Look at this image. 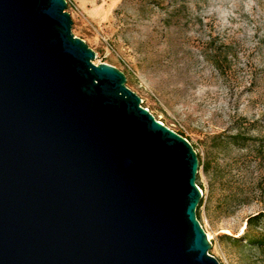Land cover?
<instances>
[{"label":"water","instance_id":"1","mask_svg":"<svg viewBox=\"0 0 264 264\" xmlns=\"http://www.w3.org/2000/svg\"><path fill=\"white\" fill-rule=\"evenodd\" d=\"M66 0H0V264H220L199 157L72 32Z\"/></svg>","mask_w":264,"mask_h":264},{"label":"rangeland","instance_id":"2","mask_svg":"<svg viewBox=\"0 0 264 264\" xmlns=\"http://www.w3.org/2000/svg\"><path fill=\"white\" fill-rule=\"evenodd\" d=\"M66 1L94 63L124 72L142 106L210 163L197 175L209 253L220 264H264L240 246L248 217L263 215L264 232V0ZM241 117L256 121V141L217 147Z\"/></svg>","mask_w":264,"mask_h":264},{"label":"trees","instance_id":"3","mask_svg":"<svg viewBox=\"0 0 264 264\" xmlns=\"http://www.w3.org/2000/svg\"><path fill=\"white\" fill-rule=\"evenodd\" d=\"M235 129L237 130L236 133H231L228 136L217 135L214 139L216 141L217 147L225 146V145H236L240 147H244L246 144L250 143L251 141H256L257 137L253 135L251 132L257 129L256 121H249L246 117L239 118L235 123ZM243 129L246 130L243 132ZM181 136L185 137L188 141L184 133L178 132ZM199 157V169L203 167L205 172H209L210 170V163L207 161H202L201 156L198 154ZM200 187V185L198 184ZM201 188V187H200ZM203 205V198L201 199L198 207H197V218L201 221V207ZM261 214H256L253 216L248 217L246 221V237L247 242L245 244H241V247L248 248L250 250H257V252L261 255L263 262H264V232L257 231L256 228L261 224L262 221ZM226 238L231 239V236L224 235ZM236 243H239V239L234 237L232 239Z\"/></svg>","mask_w":264,"mask_h":264},{"label":"bare ground","instance_id":"4","mask_svg":"<svg viewBox=\"0 0 264 264\" xmlns=\"http://www.w3.org/2000/svg\"><path fill=\"white\" fill-rule=\"evenodd\" d=\"M244 229H246V223H244V226H243V228H242V231H243ZM241 233H242V232H241ZM208 237L211 239V237H210L209 234H208Z\"/></svg>","mask_w":264,"mask_h":264},{"label":"built area","instance_id":"5","mask_svg":"<svg viewBox=\"0 0 264 264\" xmlns=\"http://www.w3.org/2000/svg\"><path fill=\"white\" fill-rule=\"evenodd\" d=\"M149 110V109H148ZM201 190V189H200ZM202 191V190H201Z\"/></svg>","mask_w":264,"mask_h":264}]
</instances>
